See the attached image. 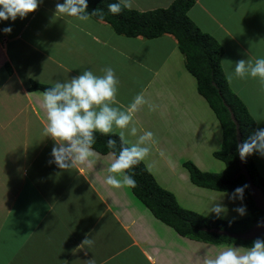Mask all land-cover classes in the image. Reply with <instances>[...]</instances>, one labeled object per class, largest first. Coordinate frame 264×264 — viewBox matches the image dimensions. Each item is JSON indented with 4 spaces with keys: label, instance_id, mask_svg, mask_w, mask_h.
Listing matches in <instances>:
<instances>
[{
    "label": "crops",
    "instance_id": "1",
    "mask_svg": "<svg viewBox=\"0 0 264 264\" xmlns=\"http://www.w3.org/2000/svg\"><path fill=\"white\" fill-rule=\"evenodd\" d=\"M246 1L197 0L189 15L203 31L221 43L235 42L254 61L264 58V43L245 49L235 33L239 24L246 27L251 21L241 19L255 12ZM172 2L133 0L132 8L149 10ZM57 3L63 1L42 0L23 19L0 20V264H202L221 245L250 247L183 236L157 218L132 188L107 185L110 152L94 149L91 163L70 169L49 163L54 141L43 133V90L29 89L32 81L53 85L85 70L103 75L102 69L110 66L119 80L121 103L128 105L143 92L158 106L155 111L141 106L134 116L137 135L125 133L130 143L144 130L154 133L158 143L143 162L158 183L182 207L204 216L217 218L208 212L215 200L228 209L221 219L251 214L244 198L229 199L234 190L199 186L184 165L190 160L216 173L226 167L214 155L223 145V126L199 93L176 37L120 35L104 20L81 22L56 14ZM6 27L10 34L3 32ZM258 127L264 128L256 121ZM252 155L264 176V156ZM241 204L246 206L243 216L234 211ZM85 239L92 243L83 245Z\"/></svg>",
    "mask_w": 264,
    "mask_h": 264
},
{
    "label": "trees",
    "instance_id": "2",
    "mask_svg": "<svg viewBox=\"0 0 264 264\" xmlns=\"http://www.w3.org/2000/svg\"><path fill=\"white\" fill-rule=\"evenodd\" d=\"M63 1V0H62ZM118 0H88V12L95 9L103 11L93 18L108 22L117 34L128 37L142 35L152 39L172 34L178 40V46L185 56L187 69L196 77L197 87L214 109L224 131L222 148L214 155L226 164L224 171L216 173L201 170L195 163L188 160L184 165L188 168L192 181L199 185L216 190L231 191L245 184L244 199L251 214L237 220H224L204 216L182 207L174 193L162 187L146 164L141 161L128 170L134 176L136 187L133 192L163 222L174 228L178 233L191 239L211 242L214 244L236 243L251 246L254 239L240 236L256 223L264 220V210L259 208L251 192L249 181L244 172L245 165L252 181L264 193V176L254 162L253 155L241 160L237 145L245 140L254 129L256 119L251 114L246 103L233 91L225 79L222 57L225 48L218 39L209 32L203 31L189 15V10L197 0H173L166 7L149 10L123 9L119 14L108 12V5ZM52 85L32 81L29 89L45 90ZM96 143L93 149L101 153L116 151L120 141L118 134L103 136L95 133ZM117 141L116 149L107 147V140Z\"/></svg>",
    "mask_w": 264,
    "mask_h": 264
},
{
    "label": "clouds",
    "instance_id": "3",
    "mask_svg": "<svg viewBox=\"0 0 264 264\" xmlns=\"http://www.w3.org/2000/svg\"><path fill=\"white\" fill-rule=\"evenodd\" d=\"M41 2L42 0H0V20L15 21L17 17L23 19L36 11ZM88 7V0H63V3L56 4L55 13L75 17L81 22L89 21L98 13L103 16L102 10L95 9L89 13ZM132 7L133 0H118L108 5V12L116 15L123 9L131 10ZM11 31V27L3 29L5 34H10ZM93 39L99 42L98 37L94 36ZM102 72L103 75H96L85 70L66 81H56L41 93V108L46 116L43 133L54 141L50 154L52 160L49 163H54L60 169L91 163L92 158L97 155L93 149L96 143L95 133L110 136L116 135V130L119 129V151L109 153L113 159L108 165L105 183L114 188H135L137 182L128 170L145 160L151 152V146L158 141L153 132L144 130L135 143H130L125 133L127 130L130 135H137L134 116L141 106L147 104L150 111H155L158 106L146 100L143 92L137 94L128 105L121 103L117 99L119 80L115 70L108 66ZM247 77L258 78L264 88V58L236 61L234 71L227 72L225 79L231 83L234 78ZM116 146L115 139L107 140L109 149H116ZM237 151L241 160L254 153L264 156V128L254 129L237 145ZM247 187V184L237 187L229 195V199L242 201ZM217 201L211 204L208 212L221 218L228 209ZM234 211L243 216L246 214V206L241 204ZM91 243V239L83 241V245ZM89 264H94V261L90 260ZM202 264H264V238L257 237L250 247L221 245L214 254L205 255Z\"/></svg>",
    "mask_w": 264,
    "mask_h": 264
},
{
    "label": "rangeland",
    "instance_id": "4",
    "mask_svg": "<svg viewBox=\"0 0 264 264\" xmlns=\"http://www.w3.org/2000/svg\"><path fill=\"white\" fill-rule=\"evenodd\" d=\"M246 3L248 5L251 3L250 6L251 8H255V12L253 14H249L247 18L241 19V22L251 20L246 27L239 24L238 29L235 31L238 38H240V42H243V46L245 47V49L247 45L257 46V44L260 42L264 43V0H247ZM243 5L245 6L246 4ZM247 13H249V10L247 11ZM246 15V13L243 14V16ZM256 18H258V22L255 26L254 22ZM254 31L258 32V34L255 33L256 36L252 33ZM223 43L221 44L225 48L226 55L224 58L222 57V65H224L223 68L225 73L234 71V65L236 61L240 59H250L248 58V56H246L244 50H242L244 48L237 46L235 42L227 40V42L225 41ZM259 84V79H253L251 77H247L244 79L234 78L231 82V85L233 87L232 89L238 92L242 100L249 106L250 112L252 113L256 121L260 122V125H263L264 127V88H262ZM243 85H245V88H243ZM258 95L260 96V98Z\"/></svg>",
    "mask_w": 264,
    "mask_h": 264
},
{
    "label": "water",
    "instance_id": "5",
    "mask_svg": "<svg viewBox=\"0 0 264 264\" xmlns=\"http://www.w3.org/2000/svg\"><path fill=\"white\" fill-rule=\"evenodd\" d=\"M242 166H243L242 172H244L248 178L249 186H250L251 192L253 194V197L256 201V204L259 208L264 210V193L260 187H258L254 184V182L252 181V178H251L250 174L248 173L245 165L242 164ZM262 235H264V220L256 223L252 228H250L246 232H244L240 235H236V236H240V237L245 238V239H254L257 236H262Z\"/></svg>",
    "mask_w": 264,
    "mask_h": 264
}]
</instances>
